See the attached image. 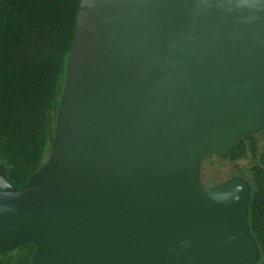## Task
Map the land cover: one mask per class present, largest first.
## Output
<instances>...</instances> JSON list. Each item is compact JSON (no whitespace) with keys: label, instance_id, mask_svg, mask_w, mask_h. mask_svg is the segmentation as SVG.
<instances>
[{"label":"water","instance_id":"water-1","mask_svg":"<svg viewBox=\"0 0 264 264\" xmlns=\"http://www.w3.org/2000/svg\"><path fill=\"white\" fill-rule=\"evenodd\" d=\"M264 127V0H82L48 163L0 166V253L33 264H255L250 186L206 158Z\"/></svg>","mask_w":264,"mask_h":264},{"label":"trees","instance_id":"trees-1","mask_svg":"<svg viewBox=\"0 0 264 264\" xmlns=\"http://www.w3.org/2000/svg\"><path fill=\"white\" fill-rule=\"evenodd\" d=\"M82 0H0V166L22 190L48 163ZM264 180L249 225L264 264ZM35 244L0 253V264H33Z\"/></svg>","mask_w":264,"mask_h":264},{"label":"flooded vegetation","instance_id":"flooded-vegetation-1","mask_svg":"<svg viewBox=\"0 0 264 264\" xmlns=\"http://www.w3.org/2000/svg\"><path fill=\"white\" fill-rule=\"evenodd\" d=\"M207 161L214 162L220 173L227 168L231 170L229 179L214 187L240 179L250 186L252 200L257 181L260 178L264 180V127L254 133L242 135L228 155L204 159L201 164V182L203 164Z\"/></svg>","mask_w":264,"mask_h":264},{"label":"rangeland","instance_id":"rangeland-1","mask_svg":"<svg viewBox=\"0 0 264 264\" xmlns=\"http://www.w3.org/2000/svg\"><path fill=\"white\" fill-rule=\"evenodd\" d=\"M202 183L206 187H214L215 185L229 179L231 173L230 168L218 172L217 165L214 162H205L202 169Z\"/></svg>","mask_w":264,"mask_h":264}]
</instances>
